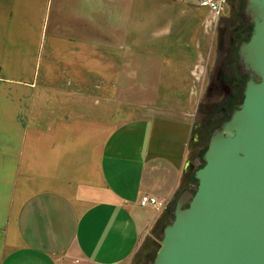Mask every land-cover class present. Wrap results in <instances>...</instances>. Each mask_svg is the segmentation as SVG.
Returning <instances> with one entry per match:
<instances>
[{
    "label": "crops",
    "instance_id": "1",
    "mask_svg": "<svg viewBox=\"0 0 264 264\" xmlns=\"http://www.w3.org/2000/svg\"><path fill=\"white\" fill-rule=\"evenodd\" d=\"M142 2L0 0V264L155 258L171 204L190 190L196 109L170 102L189 92L134 93L138 82H171L172 25L158 12L187 9L157 0L150 17L167 25L152 40ZM123 100L154 106L121 119L111 102ZM145 194L167 203L141 205Z\"/></svg>",
    "mask_w": 264,
    "mask_h": 264
},
{
    "label": "water",
    "instance_id": "2",
    "mask_svg": "<svg viewBox=\"0 0 264 264\" xmlns=\"http://www.w3.org/2000/svg\"><path fill=\"white\" fill-rule=\"evenodd\" d=\"M247 80L239 108L210 137L195 191L176 200L152 264H264V0H248Z\"/></svg>",
    "mask_w": 264,
    "mask_h": 264
},
{
    "label": "rangeland",
    "instance_id": "3",
    "mask_svg": "<svg viewBox=\"0 0 264 264\" xmlns=\"http://www.w3.org/2000/svg\"><path fill=\"white\" fill-rule=\"evenodd\" d=\"M156 1L157 0H143L140 7L145 12L143 13L144 24L140 27L147 30V38L152 40L155 39L152 35L157 27L165 24L163 18L160 20L150 17L152 12L157 9L156 5L158 4ZM175 1L177 6L181 7L184 5L185 8H187L185 9V13H183L184 9L179 13L178 10H170V8L167 12H158L160 13L158 17L162 16L167 18V15H169L172 25L171 35L169 36L172 50H164L166 60L169 59L171 61V82L165 83L164 85L161 82L158 84L138 82L132 85L133 87L136 85L135 94H138V91L141 92V90L148 91L147 89L149 88L150 91L154 89L156 92L158 87L161 88L160 95L163 94V91L171 96L182 95L186 97V95H188L187 92L193 94V98L187 99V103L185 101L169 100L174 106L185 109L189 104L193 109H196L192 123V136L189 144L188 166L190 168L184 176L186 178L184 184L190 185V190L194 191L198 181L193 179V177H195V171L205 163L204 153L207 149L209 139L211 135L223 125L224 121L229 119L233 111L240 106L244 97L246 79H244L241 84L239 82H234L235 80L228 77L231 79L229 80L225 76V72L227 75L229 73V75L233 76L237 75L238 71L236 64L238 58L237 49L234 51L235 61L232 63L230 62L227 66L225 65L227 70L223 66L230 40V33L227 31L229 26L227 24L231 22L230 13L228 17H215L207 7L200 6L198 0ZM227 1L229 2V0ZM247 2V0H244L242 4L238 6L239 18L243 17ZM243 19L244 18H242V21ZM163 39L167 40L166 37ZM161 40L156 41L155 45L162 43L163 41ZM161 53L162 51L159 54ZM185 63H187V66ZM192 63L194 65L188 70L189 64L192 65ZM186 69L187 75L185 77L184 73ZM182 72L183 74L179 77V74ZM129 87V84H124L123 96L126 95L125 89ZM169 100L166 101L169 102ZM128 101L131 100L129 99ZM151 101H155V99ZM120 102L121 103L112 101L111 106L124 109L121 110V119L131 118L132 115H140L149 112L153 108L150 107V105L154 106V104L141 103L136 109H133L132 105L124 100ZM182 189L184 190V188ZM178 197L179 196H177V198ZM176 200L170 206L172 210L170 222L174 219L173 215ZM156 252L157 250L153 254L154 257ZM153 260L154 258L150 260V264H152Z\"/></svg>",
    "mask_w": 264,
    "mask_h": 264
},
{
    "label": "flooded vegetation",
    "instance_id": "4",
    "mask_svg": "<svg viewBox=\"0 0 264 264\" xmlns=\"http://www.w3.org/2000/svg\"><path fill=\"white\" fill-rule=\"evenodd\" d=\"M244 0H229V2L227 1L223 11L221 12L219 17H228L229 13L231 15V22H229L230 24L227 31L230 33V40H229V44L227 46L228 50L227 53L225 55V60H224V64L223 66L226 68V66L231 62L235 61V54L234 51L237 49V54H238V58L236 61L237 64V75H228L225 72V76L228 78H231L233 80H235L234 82H239L242 84L243 80L246 79V82L248 79L250 78H255L256 80H259L257 75L254 74L251 70L247 69L246 67V63L244 62V60L242 59L240 53H239V48L240 45L244 42L250 39V36L252 34V30H253V15L249 14L246 10L243 14V21L242 18L238 17V6L240 4H242ZM248 1V0H247ZM248 3V2H247ZM247 6V5H246ZM233 33V34H231ZM226 65V66H225ZM227 70V68H226ZM228 78V79H229ZM229 79V80H231ZM246 84V83H245ZM196 179V178H195Z\"/></svg>",
    "mask_w": 264,
    "mask_h": 264
},
{
    "label": "built area",
    "instance_id": "5",
    "mask_svg": "<svg viewBox=\"0 0 264 264\" xmlns=\"http://www.w3.org/2000/svg\"><path fill=\"white\" fill-rule=\"evenodd\" d=\"M227 0H198V4L203 7H207L215 17L220 16ZM167 201H160L154 196L145 194L140 199L141 205H154V206H164Z\"/></svg>",
    "mask_w": 264,
    "mask_h": 264
},
{
    "label": "trees",
    "instance_id": "6",
    "mask_svg": "<svg viewBox=\"0 0 264 264\" xmlns=\"http://www.w3.org/2000/svg\"><path fill=\"white\" fill-rule=\"evenodd\" d=\"M244 87H245V86H244ZM241 103H242V102H241ZM240 105H241V104H240ZM239 107H240V106H239ZM239 107H237V108H239ZM237 108H236V109H237ZM229 118H230V117H229ZM207 147H208V146H207ZM193 179H195V177H193ZM195 180H197V179H195ZM197 181H198V180H197ZM195 190H196V189H195ZM195 190H194V191H195ZM171 215H172V210H171ZM173 217H174V215H173Z\"/></svg>",
    "mask_w": 264,
    "mask_h": 264
}]
</instances>
